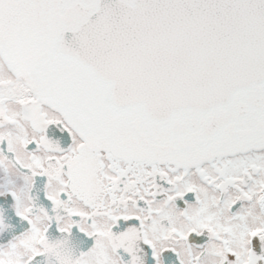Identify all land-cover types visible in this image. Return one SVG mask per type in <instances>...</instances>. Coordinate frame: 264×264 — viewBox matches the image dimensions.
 I'll use <instances>...</instances> for the list:
<instances>
[{"label": "snow or ice", "instance_id": "snow-or-ice-1", "mask_svg": "<svg viewBox=\"0 0 264 264\" xmlns=\"http://www.w3.org/2000/svg\"><path fill=\"white\" fill-rule=\"evenodd\" d=\"M0 264H264V0H0Z\"/></svg>", "mask_w": 264, "mask_h": 264}]
</instances>
